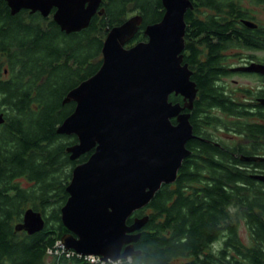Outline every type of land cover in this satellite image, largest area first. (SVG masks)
I'll use <instances>...</instances> for the list:
<instances>
[{"label":"trees","instance_id":"16d2710c","mask_svg":"<svg viewBox=\"0 0 264 264\" xmlns=\"http://www.w3.org/2000/svg\"><path fill=\"white\" fill-rule=\"evenodd\" d=\"M198 1L220 7L217 0ZM100 10L104 14L95 15L87 29L67 34L40 13L23 10L13 16L0 0V114L5 118L0 126V264H91L76 255L49 253L70 234L61 210L73 170L90 157L72 161L67 151L78 138L57 132L76 108L65 99L100 70L113 28L140 16L139 31L127 45L132 47L147 41L145 29L165 14L162 0H102ZM189 14L184 60L198 88L194 134L187 144L192 154L176 182L163 185L147 207L128 219L131 224L149 215L135 245L140 255L121 264H264V183L254 178L264 173V160L257 157L264 158V126L249 119L248 108L240 122L212 114L238 108L225 102L216 85L227 43L224 27L194 22ZM210 36L218 39L216 44ZM246 45L261 48L264 42L250 35ZM169 100L177 104L180 98L171 95ZM222 129L242 134L250 144L231 145L207 134ZM29 209L45 220L43 230L32 235L16 229ZM242 221L250 232L249 246L238 234Z\"/></svg>","mask_w":264,"mask_h":264},{"label":"water","instance_id":"95a60500","mask_svg":"<svg viewBox=\"0 0 264 264\" xmlns=\"http://www.w3.org/2000/svg\"><path fill=\"white\" fill-rule=\"evenodd\" d=\"M14 16L22 10L51 15L62 32L87 29L95 15L102 16V0H5ZM161 22L145 29L148 40L131 48L142 24L140 16L113 28L104 42L103 63L91 78L71 90L65 103L74 112L58 133L75 135L70 159L93 154L78 165L67 187L62 222L70 231L61 241L68 251L118 263L140 255L135 245L149 215L128 219L147 207L163 185L173 184L184 160L191 155L193 137L190 114L171 95H181L185 108L193 109L198 89L193 72L183 65L185 13L190 0H162ZM176 119L177 124L172 120ZM5 118L0 114V126ZM264 181V176L259 177ZM40 212L29 209L17 231L32 235L43 230Z\"/></svg>","mask_w":264,"mask_h":264},{"label":"flooded vegetation","instance_id":"af4514ba","mask_svg":"<svg viewBox=\"0 0 264 264\" xmlns=\"http://www.w3.org/2000/svg\"><path fill=\"white\" fill-rule=\"evenodd\" d=\"M190 1L193 7L186 11L185 22L186 19L189 18L188 12H190L189 15L192 18L190 20L194 22H221L224 27L225 40L227 41L225 47L220 52V67L222 76L218 78L216 85L222 90L223 96L225 97V102L238 108L234 109L233 112L229 114L219 109H215L212 111V114L229 121L240 122L245 120V115L243 112H245V108H248L249 119L257 125L264 126V45L261 48H252L246 45V40L250 35H253L255 38H259L264 42V0H217V2L220 3V7L218 5H208V7H206L202 6L203 4L198 0ZM55 11L56 9H53L51 15L48 16L49 19H53V14ZM210 37L213 44H216L218 39L215 38V36ZM126 48L131 47L126 46ZM186 48L187 47L185 43V50L183 51L184 58ZM201 50H203V48ZM205 54L208 56V49H206ZM184 64H187L185 63V60L183 61V65ZM5 73H7V71H5ZM192 77L193 74L191 76V80ZM245 79L250 81V83L253 82L254 85H245L240 83V80ZM176 97L180 98L177 104L184 108L180 114H190L191 122L195 103L198 99V93L192 110L185 108L186 102L181 95ZM173 120L175 121V124H177V120ZM207 134L218 141L229 143L231 145L250 144V140H248L242 134H238L233 131H227L224 129L217 131L208 130ZM223 135H226V138H224ZM193 139L197 140L195 137ZM260 143L264 144L262 140H260ZM190 152L192 154V151ZM89 153L91 156L93 151ZM85 155H82L81 157ZM257 157L264 160L262 155H258ZM256 173L257 174L254 176V178L264 183V181L260 180L259 178L264 176V173L260 171Z\"/></svg>","mask_w":264,"mask_h":264},{"label":"rangeland","instance_id":"374dc122","mask_svg":"<svg viewBox=\"0 0 264 264\" xmlns=\"http://www.w3.org/2000/svg\"><path fill=\"white\" fill-rule=\"evenodd\" d=\"M240 83L245 84V85H254L253 82L250 83V81H248L247 79L240 80ZM223 137L226 138V135H223ZM21 182H22L23 186H25V187H28L29 186V183H27L26 181L21 180ZM238 234H239V237H240L241 242L243 244L249 246L250 245V242H251L250 232H249V230H248V228H247V226H246V224H245L244 221L240 222V224H239ZM49 257H52V255H49ZM90 263L93 264V261L90 262ZM94 264H100V263L95 262ZM105 264H111V263H107L106 262ZM116 264H121V263H116Z\"/></svg>","mask_w":264,"mask_h":264},{"label":"built area","instance_id":"2783aa9c","mask_svg":"<svg viewBox=\"0 0 264 264\" xmlns=\"http://www.w3.org/2000/svg\"><path fill=\"white\" fill-rule=\"evenodd\" d=\"M49 253L50 254H55V255L67 254L66 255L67 257H74L76 255V256H78L80 258H85L89 262L93 261V264L95 262H98L100 264H105L106 263V262L101 261L100 257H97V256H85L84 257V256H81V255L77 254L76 252H74L72 250L68 251L61 241L57 242V244L55 246V249L53 251L50 250ZM118 263H121V262H118ZM113 264H116V263H113Z\"/></svg>","mask_w":264,"mask_h":264}]
</instances>
